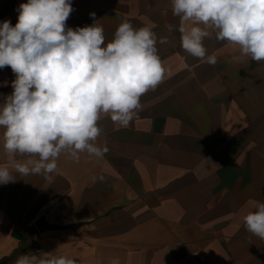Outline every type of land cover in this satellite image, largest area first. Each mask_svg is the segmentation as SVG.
Wrapping results in <instances>:
<instances>
[{
	"label": "crops",
	"instance_id": "obj_1",
	"mask_svg": "<svg viewBox=\"0 0 264 264\" xmlns=\"http://www.w3.org/2000/svg\"><path fill=\"white\" fill-rule=\"evenodd\" d=\"M27 0H0V22L17 23ZM68 27L103 26L106 42L122 19L149 26L168 71L141 98L127 127L103 116V158L66 153L54 183L42 175L0 185V264L53 253L77 264H264V240L242 217L264 202V62L238 46L206 38L217 62L181 47L170 0H72ZM15 74L0 69V103ZM0 166L14 167L3 153ZM28 157H17L26 161ZM96 178L95 180L93 178ZM102 177V179H101ZM66 226L40 231L35 222Z\"/></svg>",
	"mask_w": 264,
	"mask_h": 264
},
{
	"label": "clouds",
	"instance_id": "obj_2",
	"mask_svg": "<svg viewBox=\"0 0 264 264\" xmlns=\"http://www.w3.org/2000/svg\"><path fill=\"white\" fill-rule=\"evenodd\" d=\"M179 26L181 47L191 56L215 64L206 38L238 46L241 55L264 62V0H170ZM17 23L0 22V69L15 74L13 91L0 103L3 153L13 163L0 166V185L21 177L42 175L54 183L57 160L66 153L103 158L106 145L96 143L103 132L102 114L127 127L142 109L141 98L162 82L168 69L159 55L158 38L149 26L135 27L122 19L111 41L104 28L68 27L72 0H27L17 9ZM17 157H28L26 161ZM96 179L95 177L93 178ZM102 179V177H101ZM245 229L264 240V202L242 217ZM14 264H77L53 253L21 254Z\"/></svg>",
	"mask_w": 264,
	"mask_h": 264
},
{
	"label": "water",
	"instance_id": "obj_3",
	"mask_svg": "<svg viewBox=\"0 0 264 264\" xmlns=\"http://www.w3.org/2000/svg\"><path fill=\"white\" fill-rule=\"evenodd\" d=\"M37 228L40 231H43L45 229H57V228H64L66 226H62L60 224H54V223H48L45 219V216L42 215L38 218V220L35 222Z\"/></svg>",
	"mask_w": 264,
	"mask_h": 264
}]
</instances>
